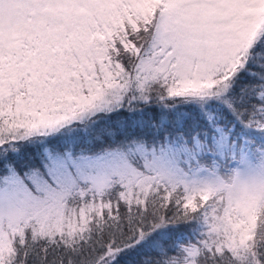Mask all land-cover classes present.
Instances as JSON below:
<instances>
[{"label": "snow or ice", "instance_id": "1", "mask_svg": "<svg viewBox=\"0 0 264 264\" xmlns=\"http://www.w3.org/2000/svg\"><path fill=\"white\" fill-rule=\"evenodd\" d=\"M0 264H264V0H0Z\"/></svg>", "mask_w": 264, "mask_h": 264}]
</instances>
